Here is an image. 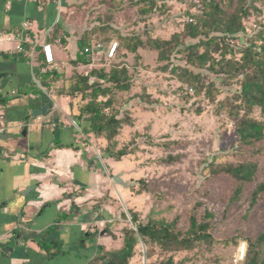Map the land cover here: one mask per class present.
<instances>
[{
    "label": "rangeland",
    "instance_id": "1",
    "mask_svg": "<svg viewBox=\"0 0 264 264\" xmlns=\"http://www.w3.org/2000/svg\"><path fill=\"white\" fill-rule=\"evenodd\" d=\"M70 1L65 0V3ZM215 1L223 11L232 13L242 0ZM243 1L250 10L243 21L244 32L230 42L235 60L241 57L240 52L256 34L264 32V0ZM138 2L77 0L68 7L65 21L69 23L72 19L83 29L98 22H109L107 32L99 39L92 36V42H102L103 50L91 70L103 68L108 72L122 61L130 81L129 91L110 95L111 104L104 110L106 115L116 116L121 121L114 139L107 140L105 134H90L83 138V146L89 154L96 150L103 159L99 172H105V167L107 177L115 184L118 192L112 187L110 193L115 206L123 212L126 228L135 229L130 212L142 223L149 217L168 223L177 220L178 228L184 229L194 211L198 218L206 210L214 213L216 227L210 244L176 253L150 246L149 261L144 258L146 248L141 244V262L159 264L172 258L175 264H243L247 240L264 233V197L250 208L257 185L254 183L244 189L238 201H232L233 180L217 173L225 164L253 163L257 167V183L264 182V143L255 148L241 146L236 135L240 117L230 118L218 109L219 103L232 100L240 91L242 76L225 81L224 76L212 74L207 67L188 65L182 54H173L169 62L159 63L158 53L148 46L149 42L168 41L175 34H181L185 25L190 24L189 19L200 16L203 9L188 0H166L152 13H144ZM126 36L139 37L145 47L136 53H127L119 40ZM114 42L119 44V59L106 62L104 56ZM197 42L181 38L179 49ZM53 53L56 59L58 53V59L65 65L74 50L69 45H54ZM173 67L187 69L193 76L199 75V79L195 81L173 73ZM85 70L81 69L79 74L90 72ZM71 76L73 74L68 73L59 85V90L63 89L67 95ZM212 82L219 91L216 96H209L204 90L198 93L201 84ZM189 88H193V96L185 95ZM252 117L264 119L258 109L253 111ZM119 152L126 155L120 158ZM119 180L125 185L119 184ZM243 245L246 246L244 258L239 260Z\"/></svg>",
    "mask_w": 264,
    "mask_h": 264
},
{
    "label": "crops",
    "instance_id": "2",
    "mask_svg": "<svg viewBox=\"0 0 264 264\" xmlns=\"http://www.w3.org/2000/svg\"><path fill=\"white\" fill-rule=\"evenodd\" d=\"M76 2L64 0L58 8L53 2L0 0V31L7 35L0 40V264H90L123 246V212L110 193L115 184L105 167L100 174L103 159L87 153L72 125L78 100L59 91L68 73L95 67L94 62L71 63L77 41L88 29L65 21ZM56 27L60 32L47 35ZM17 33L23 48L36 47L32 60L16 51ZM45 42L52 49L69 45L74 55L65 65L58 53L53 65L41 64L37 57ZM98 56L94 53L95 60ZM51 70L62 78L47 89L42 76ZM46 105L45 115L33 117ZM77 123L86 126L84 120ZM141 244L128 264H144ZM144 258L149 261L145 253Z\"/></svg>",
    "mask_w": 264,
    "mask_h": 264
},
{
    "label": "trees",
    "instance_id": "3",
    "mask_svg": "<svg viewBox=\"0 0 264 264\" xmlns=\"http://www.w3.org/2000/svg\"><path fill=\"white\" fill-rule=\"evenodd\" d=\"M164 1L166 0H139L138 4L143 6L142 12L152 13L155 7ZM197 1L203 10L199 14L200 16H193L195 22L191 18L193 22L186 24L181 34H175L168 41H151L148 46L158 53L159 63L169 62L173 54H182L188 65L207 67L212 74L224 76L225 81L242 76L239 84L240 91L232 100L225 99L219 103L218 109L220 113L227 114L230 118L240 117L236 126V135L241 146L258 147L264 143V119L257 120L252 117V113L258 109L264 117V32L256 34L240 52L241 57L235 60L234 48L230 42L236 35L244 32L243 21L249 16L250 8L245 7V2L242 0L232 13H226L215 0ZM108 27L109 22L106 20L96 23L82 33L76 45V58L71 62L73 66L91 65L95 61L90 55L84 54V49L93 43L102 44L100 41L92 42V36L96 35L99 39L102 34L107 32ZM58 32H60V28L56 27L50 34L52 33L51 35L54 37ZM181 38L198 42L189 46L183 45L179 49ZM119 40L127 53L133 54L145 47L137 36H126ZM200 49L202 52L199 51ZM29 51L30 48L24 46L25 53H19L20 57L30 60L27 55ZM228 56L230 58H227ZM37 58L41 64L46 65L43 56L39 55ZM104 59L106 62H117L119 57L116 53L115 58L107 60L105 54ZM123 66L124 63L120 61V64L113 65L108 72L101 68L91 70L84 75L74 72L71 76L72 84L68 95L78 100V114L74 117L77 122L81 120L86 122L85 127L79 126L84 135L101 136L105 134L106 139L110 141L117 134L116 131L120 127L121 121L116 116L106 115L104 110L111 104L110 95L114 92L129 91L130 81L127 70ZM172 72L178 75L183 74L195 81L199 79V75L193 76L187 69L173 67ZM91 77L95 79L93 84H90ZM61 78L62 74L55 70L46 71L42 76V82L45 83L44 87L49 89L50 83L57 82ZM215 86L213 82L207 85L201 84V90L198 93L204 90L207 95L216 96L219 91ZM59 91L63 93L64 90ZM103 98L107 99L100 100ZM125 155L124 152L118 153L120 158ZM217 173L233 180L235 188L230 198L232 201H238L243 195L244 189L254 183L257 185L251 196L250 208L256 206L264 197V182L257 183V167L253 163L225 164ZM129 215L135 229L124 228L122 230V249L117 253L102 255L90 264H96L97 261H100L101 264H128L140 242L147 248L145 252L147 259L150 258L148 254L150 246H155L166 253L192 251L199 245L210 244L216 227L213 222L214 213L208 210L201 218H198L194 211L190 215L188 227L185 229L178 228L177 220L168 223L149 217L146 222L142 223L136 214L130 212ZM159 264L175 263L172 258H169ZM243 264H264V233L256 239L247 240V251Z\"/></svg>",
    "mask_w": 264,
    "mask_h": 264
},
{
    "label": "built area",
    "instance_id": "4",
    "mask_svg": "<svg viewBox=\"0 0 264 264\" xmlns=\"http://www.w3.org/2000/svg\"><path fill=\"white\" fill-rule=\"evenodd\" d=\"M35 2H39L43 5L48 4L49 2H53L56 4V6L58 8H61L63 6V2L64 0H32ZM189 3H193L196 4L197 7H199V4L196 0H188ZM189 22L192 23L193 20L189 19ZM27 25L24 24L23 28H26ZM50 34V30H48L47 35ZM7 35L3 32L0 31V40L5 38ZM17 40L19 41V44L17 45L16 51L18 53H25L24 52V48L22 45V34L21 33H17L16 35ZM119 49V44L117 42L111 43L109 45V48L106 52V59L107 60H112L113 58H115L117 50ZM103 50V44L101 43H93L92 45H90L89 47L84 49V54L86 55H90L92 59H94V53L96 54H100V52ZM36 52V47H32V49L27 53V55L29 56L30 60H32L34 58V54ZM41 52H42V56H43V60L45 62V64L47 66H51L54 64V53H53V49H52V45L45 42L42 46H41ZM94 83V79L90 78V84ZM185 95H190L193 96L194 95V90L192 88L186 89L185 91ZM72 125L76 128L77 133L81 134L82 137L84 138V135L80 129V127L77 125V123L74 121L72 122ZM78 127V128H77ZM93 154V153H92ZM94 156L96 159L98 160H102L101 156L98 154V152L95 150L94 151ZM245 245L241 246L240 249V258L239 260H243L244 258V252H245Z\"/></svg>",
    "mask_w": 264,
    "mask_h": 264
},
{
    "label": "water",
    "instance_id": "5",
    "mask_svg": "<svg viewBox=\"0 0 264 264\" xmlns=\"http://www.w3.org/2000/svg\"><path fill=\"white\" fill-rule=\"evenodd\" d=\"M48 108H49V106L46 105V106H44L41 110H39V111L37 112V114L32 113L33 117H38V116H43V115H45L46 112H47V110H48ZM55 122L57 123L58 120L56 119ZM1 140H3V139L0 137V141H1ZM0 154H1V148H0ZM114 180H117V177H116V176L114 177ZM119 182H120L119 184L125 185V184H123V183L121 182V180H119Z\"/></svg>",
    "mask_w": 264,
    "mask_h": 264
}]
</instances>
